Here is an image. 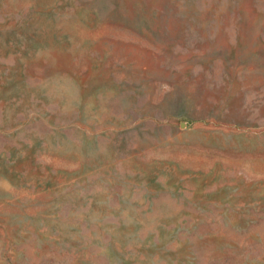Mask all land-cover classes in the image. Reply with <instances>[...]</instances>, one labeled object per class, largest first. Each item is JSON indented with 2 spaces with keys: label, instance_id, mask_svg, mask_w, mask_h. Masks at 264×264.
Listing matches in <instances>:
<instances>
[{
  "label": "rangeland",
  "instance_id": "374dc122",
  "mask_svg": "<svg viewBox=\"0 0 264 264\" xmlns=\"http://www.w3.org/2000/svg\"><path fill=\"white\" fill-rule=\"evenodd\" d=\"M0 264H264V0H0Z\"/></svg>",
  "mask_w": 264,
  "mask_h": 264
}]
</instances>
